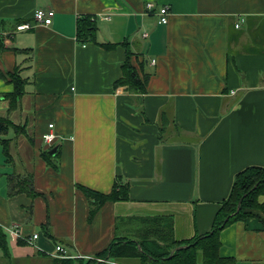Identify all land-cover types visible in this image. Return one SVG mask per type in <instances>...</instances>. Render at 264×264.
<instances>
[{
	"label": "crops",
	"instance_id": "1",
	"mask_svg": "<svg viewBox=\"0 0 264 264\" xmlns=\"http://www.w3.org/2000/svg\"><path fill=\"white\" fill-rule=\"evenodd\" d=\"M38 9L54 12L50 26L34 24ZM85 16L95 43L76 40ZM22 24L31 28L16 31ZM123 44L149 75L145 94L114 88ZM15 71L24 94L8 112ZM0 75V118L13 124L0 136L9 140L8 157L0 145V228L10 252L0 264H54L56 246L96 259L153 216L170 217L176 240L202 236L235 175L264 167V0H0ZM49 131L56 139L45 145ZM12 174L30 177L35 196H8ZM115 183L129 200L90 217L93 202L78 187L107 195ZM12 227L38 239L18 245ZM219 242L221 258L264 264L260 219L231 224Z\"/></svg>",
	"mask_w": 264,
	"mask_h": 264
},
{
	"label": "trees",
	"instance_id": "2",
	"mask_svg": "<svg viewBox=\"0 0 264 264\" xmlns=\"http://www.w3.org/2000/svg\"><path fill=\"white\" fill-rule=\"evenodd\" d=\"M94 32L95 20L93 18L85 16L77 20L76 40L79 43H95ZM101 46L109 49L114 45L102 44ZM123 46L125 47L126 59L121 68V77L114 83V88L124 87L131 94H145L149 75L143 73V64H140V71L136 69L131 62L132 53L128 50L126 44H123ZM14 51L16 53L21 52L20 50ZM0 78L3 79V76L0 75ZM8 79L9 84L13 86V92L5 96L8 101V112H10L17 109L19 105V101L24 94L25 81L17 75L16 71L9 74ZM9 127H13V124L6 118H0V136L5 135ZM19 130L18 127L17 131ZM0 145L4 157H8L9 140H0ZM41 155L43 159H51L48 152ZM78 188L85 194L87 199L93 202L90 217L105 203L126 202L129 200L128 187L121 183H115L111 192L107 195L83 187ZM7 194L10 197L18 194H26L29 197L35 196L31 178L13 174L8 175ZM260 198H264V167H248L235 175L229 195L221 203L208 233L186 240H176L170 217H146L143 219V226L139 232L127 237L115 238L109 248L99 255V258L119 261L137 259L139 264H236L231 258H221L219 256V233L231 224L243 223L253 218L259 219L252 212L260 211L264 213V202L259 203ZM241 199L240 210L236 213L238 202ZM262 222L264 224V221ZM17 244L22 245L24 243L18 240ZM0 254L5 261L10 259L7 235L1 228ZM53 263L97 264L96 260L85 261L77 258L54 259Z\"/></svg>",
	"mask_w": 264,
	"mask_h": 264
},
{
	"label": "built area",
	"instance_id": "3",
	"mask_svg": "<svg viewBox=\"0 0 264 264\" xmlns=\"http://www.w3.org/2000/svg\"><path fill=\"white\" fill-rule=\"evenodd\" d=\"M153 7L154 6L152 3H148L146 5V9L148 11H151ZM53 16H54V12L52 10L38 9L34 12L32 19L35 25L50 26L52 23ZM157 16H158L157 24L166 25L167 20H168V7L166 6L161 7L158 11ZM30 28L31 27L28 24H22L16 27V31H26V30H29ZM236 28H238V26H236ZM146 36H147L146 34L143 35V37H146ZM48 128L51 130L53 128V125H49ZM55 139L56 137L51 131H49L48 133L42 136V141L45 145H51ZM7 234L16 240H21L30 245L38 239V235H32L29 238L23 237L19 233L17 227H12L10 229H7ZM51 256L55 259H69L70 258L65 254V250L61 246H56Z\"/></svg>",
	"mask_w": 264,
	"mask_h": 264
},
{
	"label": "rangeland",
	"instance_id": "4",
	"mask_svg": "<svg viewBox=\"0 0 264 264\" xmlns=\"http://www.w3.org/2000/svg\"><path fill=\"white\" fill-rule=\"evenodd\" d=\"M9 136H7V137H9ZM4 138H6V137H4ZM263 202H264V198H260L259 199V203H263ZM252 213L255 214L259 219H261V221H264V213H262L260 211H253ZM91 260H96L97 264H105V263L111 262V261H109L110 259L109 260H104L102 258H96V259H91Z\"/></svg>",
	"mask_w": 264,
	"mask_h": 264
},
{
	"label": "water",
	"instance_id": "5",
	"mask_svg": "<svg viewBox=\"0 0 264 264\" xmlns=\"http://www.w3.org/2000/svg\"><path fill=\"white\" fill-rule=\"evenodd\" d=\"M55 151H56V148H53L48 154H49L50 156H54V155H55ZM243 198H244V197H243ZM243 198H242V199H243ZM242 199L238 202L236 213H238L239 210H240V204H241ZM138 249L140 250L139 247H138ZM172 253H173V252H172ZM171 255H172V254H171ZM171 255H170V257H171ZM170 257H169V258H170Z\"/></svg>",
	"mask_w": 264,
	"mask_h": 264
}]
</instances>
